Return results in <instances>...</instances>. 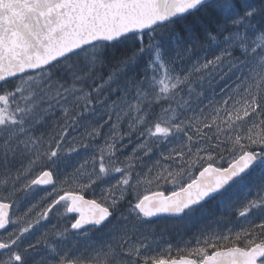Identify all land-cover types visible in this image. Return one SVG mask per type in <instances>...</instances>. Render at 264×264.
<instances>
[{
  "label": "snow or ice",
  "instance_id": "1",
  "mask_svg": "<svg viewBox=\"0 0 264 264\" xmlns=\"http://www.w3.org/2000/svg\"><path fill=\"white\" fill-rule=\"evenodd\" d=\"M0 264H264V0H0Z\"/></svg>",
  "mask_w": 264,
  "mask_h": 264
},
{
  "label": "rangeland",
  "instance_id": "2",
  "mask_svg": "<svg viewBox=\"0 0 264 264\" xmlns=\"http://www.w3.org/2000/svg\"><path fill=\"white\" fill-rule=\"evenodd\" d=\"M125 121H126V118H125ZM125 121H122L120 124V131L121 132L125 131L127 128V123ZM103 135L104 136L108 135V126L107 125H105V130H104ZM131 148H132V143H128L125 151L130 152ZM165 187H168V186H165ZM139 190L141 193H148L149 194L150 191L157 190V189H155L154 185L142 184L140 186ZM158 190H164V188L162 187ZM86 195L92 197L91 193H86ZM226 219L233 220L232 217H226ZM160 223L162 225H167V229L163 230L161 232L160 236L157 237L161 249L166 248L168 246V244H171L174 249L177 247H184L187 244H189V242H191L192 246H195V241H196L197 237L199 236V232H200L199 227L189 226V227L185 228L183 226H180L177 228H173L171 225V222L167 221V220H161ZM235 224L243 225V221L240 218H235L234 224H232L230 226H235Z\"/></svg>",
  "mask_w": 264,
  "mask_h": 264
},
{
  "label": "water",
  "instance_id": "3",
  "mask_svg": "<svg viewBox=\"0 0 264 264\" xmlns=\"http://www.w3.org/2000/svg\"><path fill=\"white\" fill-rule=\"evenodd\" d=\"M150 194V193H149ZM166 195L168 194V193H165Z\"/></svg>",
  "mask_w": 264,
  "mask_h": 264
},
{
  "label": "flooded vegetation",
  "instance_id": "4",
  "mask_svg": "<svg viewBox=\"0 0 264 264\" xmlns=\"http://www.w3.org/2000/svg\"><path fill=\"white\" fill-rule=\"evenodd\" d=\"M87 197V196H86ZM90 197V196H89ZM91 198H93V197H91Z\"/></svg>",
  "mask_w": 264,
  "mask_h": 264
}]
</instances>
